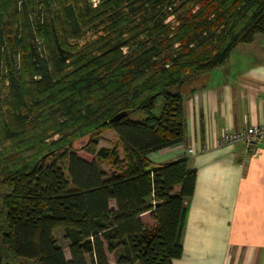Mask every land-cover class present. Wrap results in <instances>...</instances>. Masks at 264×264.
Here are the masks:
<instances>
[{
	"label": "trees",
	"instance_id": "1",
	"mask_svg": "<svg viewBox=\"0 0 264 264\" xmlns=\"http://www.w3.org/2000/svg\"><path fill=\"white\" fill-rule=\"evenodd\" d=\"M21 4L0 0V264H173L197 171L148 156L185 139L183 85L264 36V0Z\"/></svg>",
	"mask_w": 264,
	"mask_h": 264
},
{
	"label": "crops",
	"instance_id": "2",
	"mask_svg": "<svg viewBox=\"0 0 264 264\" xmlns=\"http://www.w3.org/2000/svg\"><path fill=\"white\" fill-rule=\"evenodd\" d=\"M181 93L184 141L148 156L154 166L187 159L197 171L183 255L173 264H264V141L254 152L218 144L225 131L264 124V36L237 45L225 64L192 77ZM141 220L155 226L150 212Z\"/></svg>",
	"mask_w": 264,
	"mask_h": 264
},
{
	"label": "rangeland",
	"instance_id": "3",
	"mask_svg": "<svg viewBox=\"0 0 264 264\" xmlns=\"http://www.w3.org/2000/svg\"><path fill=\"white\" fill-rule=\"evenodd\" d=\"M23 0H19V8L21 9L22 7V2ZM96 1V0H93V2ZM19 12L21 13L22 12V9L19 10ZM91 39V35L87 34L84 38H82L79 43L83 42V41H86V40H89ZM20 59L18 58L17 59V62H16V69L17 71L19 70V66H20V63H19ZM5 74V73H3ZM4 85H5V80H3V76L1 75L0 76V98L3 99L4 97V94H5V90H4ZM32 130V128H30ZM30 130V131H31ZM57 138V135H54L53 137H50L48 139V141H51V140H54ZM116 138L114 136V133L111 132V131H106L103 135H102V139L101 141L99 142V146L98 148L100 147H105V148H112V146L114 144H116ZM88 140L85 138V139H82L79 143H78V146H77V151H76V154L84 159V160H87V161H92L95 159V155H92L90 153H88L87 151L84 150V146L87 144ZM5 145L7 144H4V147ZM117 145V144H116ZM118 146V145H117ZM118 151L119 153L121 154V157H122V149L121 147L118 146ZM102 168L107 172L109 173L110 172V167L109 165L107 164H102ZM112 206H113V203H112ZM55 236L56 238L58 239V242L60 243V245L63 247L64 251H65V254H66V257L69 259L70 258V255H69V251H68V242L64 239L63 237V234L61 232L60 229H57L55 231ZM112 257V256H110ZM113 258V257H112Z\"/></svg>",
	"mask_w": 264,
	"mask_h": 264
},
{
	"label": "built area",
	"instance_id": "4",
	"mask_svg": "<svg viewBox=\"0 0 264 264\" xmlns=\"http://www.w3.org/2000/svg\"><path fill=\"white\" fill-rule=\"evenodd\" d=\"M264 141V124L250 125L249 127L237 131H225L218 141L219 145H234L243 143L248 152H254L258 143ZM189 154H193V150H189Z\"/></svg>",
	"mask_w": 264,
	"mask_h": 264
},
{
	"label": "water",
	"instance_id": "5",
	"mask_svg": "<svg viewBox=\"0 0 264 264\" xmlns=\"http://www.w3.org/2000/svg\"><path fill=\"white\" fill-rule=\"evenodd\" d=\"M126 116V112L119 113L115 117H113L112 121H118Z\"/></svg>",
	"mask_w": 264,
	"mask_h": 264
}]
</instances>
